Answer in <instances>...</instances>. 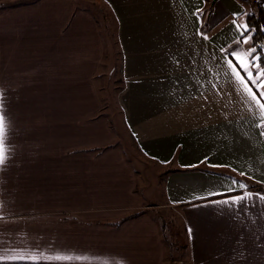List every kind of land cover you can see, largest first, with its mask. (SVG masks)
<instances>
[{
  "label": "crops",
  "instance_id": "crops-1",
  "mask_svg": "<svg viewBox=\"0 0 264 264\" xmlns=\"http://www.w3.org/2000/svg\"><path fill=\"white\" fill-rule=\"evenodd\" d=\"M100 1L115 17L123 124L161 177L157 206L176 213L188 264H264V201L258 198L264 195V128L257 127L264 117L233 80L223 51L239 36L233 20L245 23L253 4ZM99 41L92 16L78 11L76 0H0V93L8 122L0 256L87 257L0 264L172 262L162 220L139 201L137 168L111 145L115 136L106 120L94 117ZM14 70L30 79L38 74V82L50 72L51 97L38 90L23 95L27 82L8 75ZM246 192V207L231 203Z\"/></svg>",
  "mask_w": 264,
  "mask_h": 264
},
{
  "label": "rangeland",
  "instance_id": "rangeland-1",
  "mask_svg": "<svg viewBox=\"0 0 264 264\" xmlns=\"http://www.w3.org/2000/svg\"><path fill=\"white\" fill-rule=\"evenodd\" d=\"M76 5L78 6V11H85L92 16L97 28V35L100 38L101 54L98 57V62L97 60L96 63L94 62L95 69L93 73V87L95 100H97V110L95 111L94 117H100L106 120L110 131L115 136L111 145L118 146L126 161H128V163L134 168H137L138 182L136 192L141 204H150L149 206L152 208L147 209H150L153 212L157 211L156 215L162 220L161 225L163 227V233L166 239L170 241V250L173 253L171 257L172 262L169 264H188L187 255L185 253L186 251L181 248L185 244L183 240L184 234L181 231L180 222L176 217V213L168 211L165 213L163 207L157 206L158 203L162 201L161 177L156 174L155 166L149 164V162L142 157L141 153L136 149L133 139L129 134V130L126 129L123 124L121 112L117 104V92L121 86V56L117 40L115 39V17L100 0H76ZM45 58L51 57H43V59ZM39 67L40 66H38V68ZM86 70L88 71L89 68ZM86 70L83 69L85 76ZM19 72L20 71L16 72V70H14L13 73H8V75L15 76V74H17L24 77V82H27L28 84L26 83V85L28 86L25 89L20 90L23 95H30L32 91L38 90L40 91V96L51 97L52 89L49 85H53V83H51L53 80H51L50 72H43L44 74L40 77L39 82L34 81L39 78L37 77L38 74L36 75V78L30 79L29 77L26 78L29 72L21 74ZM40 82L45 83V85L40 87ZM30 83H33L34 85H31ZM18 89L19 88H15L13 90L16 91ZM70 91L72 92L71 89L66 90L67 94ZM54 96H56V94H54ZM46 102H50V99H47ZM44 105L46 106L48 104ZM102 148H104V146H102ZM152 205H155L156 207ZM138 211L140 210L132 211L130 215H136L139 213ZM171 224L172 227L176 225L180 233L175 235L174 232L170 230Z\"/></svg>",
  "mask_w": 264,
  "mask_h": 264
},
{
  "label": "snow or ice",
  "instance_id": "snow-or-ice-1",
  "mask_svg": "<svg viewBox=\"0 0 264 264\" xmlns=\"http://www.w3.org/2000/svg\"><path fill=\"white\" fill-rule=\"evenodd\" d=\"M233 24L236 26V30L239 36L234 41L235 47L229 46L228 49L223 51L226 53L225 62L227 63L230 74L233 80L242 86V90L246 95L255 101L262 110L261 116L264 117V103H260V99L257 98L256 93H259V97L264 99V45L259 47L254 43V38L250 35L249 26L246 23L233 20ZM207 39V36H204ZM242 45H250L247 49ZM231 57V58H229ZM235 60V64L233 63ZM253 89L256 92H253ZM257 127L264 128V123L257 125ZM8 122L7 117L3 112L2 105V93H0V166H3L8 159V148L6 147ZM261 136H264V131H261ZM240 175H246L241 172ZM231 179V178H229ZM233 185L239 186L241 189H246L247 185L240 181L232 180ZM251 197V193L246 192L242 197H234L231 200L233 204H240L241 208L246 207V201ZM258 198L264 201V195H259ZM228 203V202H226ZM31 260L38 262L41 260H55V261H80L86 260L87 257L80 255H52L46 256L42 252L39 254L30 253L27 255H12L8 257L0 256V260Z\"/></svg>",
  "mask_w": 264,
  "mask_h": 264
},
{
  "label": "trees",
  "instance_id": "trees-1",
  "mask_svg": "<svg viewBox=\"0 0 264 264\" xmlns=\"http://www.w3.org/2000/svg\"><path fill=\"white\" fill-rule=\"evenodd\" d=\"M253 8L245 17V23L249 26L250 35L254 38L257 47L264 45V7L262 0H248Z\"/></svg>",
  "mask_w": 264,
  "mask_h": 264
}]
</instances>
